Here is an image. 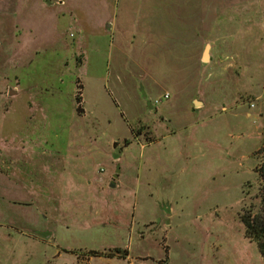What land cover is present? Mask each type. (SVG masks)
<instances>
[{"label": "rangeland", "instance_id": "374dc122", "mask_svg": "<svg viewBox=\"0 0 264 264\" xmlns=\"http://www.w3.org/2000/svg\"><path fill=\"white\" fill-rule=\"evenodd\" d=\"M263 148L264 0H0V264H264Z\"/></svg>", "mask_w": 264, "mask_h": 264}, {"label": "trees", "instance_id": "16d2710c", "mask_svg": "<svg viewBox=\"0 0 264 264\" xmlns=\"http://www.w3.org/2000/svg\"><path fill=\"white\" fill-rule=\"evenodd\" d=\"M264 155V148L262 150ZM260 180L261 208L255 215H244L241 223L244 226L245 236L257 245L260 256L264 261V159L257 169Z\"/></svg>", "mask_w": 264, "mask_h": 264}, {"label": "water", "instance_id": "95a60500", "mask_svg": "<svg viewBox=\"0 0 264 264\" xmlns=\"http://www.w3.org/2000/svg\"><path fill=\"white\" fill-rule=\"evenodd\" d=\"M207 49H209V46L207 45L206 46V48H205V51H204V54H203V60H207V58H208V56H207ZM9 95H14V92L13 91H11L10 93H9ZM197 104H200V103H198L197 101L195 102V106L197 105ZM111 187H113V185H111Z\"/></svg>", "mask_w": 264, "mask_h": 264}, {"label": "crops", "instance_id": "0c3cea01", "mask_svg": "<svg viewBox=\"0 0 264 264\" xmlns=\"http://www.w3.org/2000/svg\"><path fill=\"white\" fill-rule=\"evenodd\" d=\"M11 91H9V93H10ZM14 92V95H16V92L15 91H13ZM13 96V95H12Z\"/></svg>", "mask_w": 264, "mask_h": 264}, {"label": "built area", "instance_id": "2783aa9c", "mask_svg": "<svg viewBox=\"0 0 264 264\" xmlns=\"http://www.w3.org/2000/svg\"><path fill=\"white\" fill-rule=\"evenodd\" d=\"M165 98H167V96Z\"/></svg>", "mask_w": 264, "mask_h": 264}]
</instances>
